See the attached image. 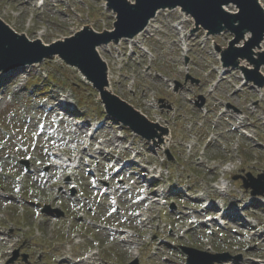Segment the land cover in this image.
<instances>
[{
    "label": "rangeland",
    "instance_id": "rangeland-1",
    "mask_svg": "<svg viewBox=\"0 0 264 264\" xmlns=\"http://www.w3.org/2000/svg\"><path fill=\"white\" fill-rule=\"evenodd\" d=\"M260 1L264 6V0ZM42 3L0 0V20L28 41L42 37L45 44L63 41L83 29L103 33L114 28L116 16L107 9L106 0ZM181 12L160 13L148 35L151 57L141 49L131 56L125 41L122 46L111 44L100 49L110 67V92L139 111L148 123L162 120L165 134L170 135L166 144L161 143L153 151L147 141L133 139L125 128L124 142L142 154L136 165L117 179H113L116 167L112 164L116 155L120 156L118 151L110 158L112 162L91 157H98L94 145L100 141L106 142L105 151L114 150L112 143L118 140L115 133L120 126L105 116L98 93L76 68L56 56L40 66L0 75V147L4 148L0 149V264H7L16 250L20 258L14 264H65V260L68 264H128L134 260L135 250L140 264H184L186 256L179 246L201 251L208 246L213 247L211 253L242 257L228 264H251V257L264 260V230L257 228L264 227V197L252 196L251 190L244 189L242 179L234 180L248 173L256 178L264 175V67L261 72L234 66L223 69V55L236 53V46L241 52L246 44L227 28L206 39L204 30L196 28L187 15L184 26L193 47L188 54L182 53L173 28L184 19ZM259 45L264 49V43ZM213 68L228 73L216 87L217 92L209 94L208 85L214 87L217 75L212 73ZM254 74L263 82L259 85L251 80L242 87V79L249 80ZM176 81L183 85L177 92ZM62 93L69 94V100L76 104V116H69L59 106L54 109ZM199 95L206 99L202 109L195 104ZM225 111L228 113L223 114ZM70 117L86 124L107 122L95 135L92 152H85L82 162L79 143L86 133H79ZM242 119L248 126L237 131ZM41 124L56 130L55 137L42 134ZM54 151L76 157L75 168L53 166ZM167 151L173 160L167 159ZM23 160L29 162L31 173L27 175L23 173ZM155 167L163 172L156 180V189L151 187L149 173ZM8 174L11 178L4 180ZM17 179L22 180L19 185ZM103 180L118 188L116 197L122 208L119 216L112 215L110 198L103 199L104 195L95 189L104 187ZM122 186L131 190L124 191ZM22 187L23 192L18 193ZM175 187L180 190L178 194ZM156 192L163 197L136 203ZM17 198L26 204L18 203ZM208 200L217 207L224 205L227 211L237 208L239 220L228 214L222 226L192 224L190 214L196 217L217 212L204 211ZM46 206L61 209L63 217L41 214ZM149 209L153 225L145 223L142 227L138 213L144 215ZM78 212L84 214L82 219ZM123 229L136 232L135 244L119 241ZM91 251L99 252L95 261L85 259ZM24 254L28 255V263L21 258Z\"/></svg>",
    "mask_w": 264,
    "mask_h": 264
},
{
    "label": "water",
    "instance_id": "water-1",
    "mask_svg": "<svg viewBox=\"0 0 264 264\" xmlns=\"http://www.w3.org/2000/svg\"><path fill=\"white\" fill-rule=\"evenodd\" d=\"M108 1L111 8L118 14L115 32L98 35L85 30L79 36L50 48H44L38 42L30 44L24 38H18L14 32L0 21V72L27 63L41 61L44 57L57 54L64 60L78 66L83 74L94 83L95 87L101 92L108 112L112 116L130 125L132 130L142 137L151 139L156 135L158 126L151 125L131 107L105 92L107 84L106 67L95 51L97 46L106 44L113 39L117 40L136 35L146 27L158 10L177 6H181L191 13L197 25H201L212 33L220 32L222 25L236 32L238 36L244 30L252 32L253 39L243 51L225 54L224 62L227 66H234L238 57L249 54L254 46L260 44L264 33V14L257 0H136L137 5L135 7L129 5L125 0ZM228 4H234L240 10L237 15V18L243 23L240 27L233 26L232 16L223 10V7ZM19 45L24 46L22 51L17 48ZM6 46H10V48L5 49ZM262 59L264 61V55ZM249 78L256 83L262 82L257 79L255 74L250 75ZM244 187L253 189L252 195H264V175L258 176L257 179L249 176V181L244 180ZM182 250L189 256L188 264L214 263L213 261L196 260L206 257L205 253L189 248H182ZM16 259L17 255L11 262ZM229 259L231 257L225 254L216 256L214 261L223 262Z\"/></svg>",
    "mask_w": 264,
    "mask_h": 264
},
{
    "label": "bare ground",
    "instance_id": "bare-ground-1",
    "mask_svg": "<svg viewBox=\"0 0 264 264\" xmlns=\"http://www.w3.org/2000/svg\"><path fill=\"white\" fill-rule=\"evenodd\" d=\"M125 1H127V3L129 4V5H131L132 7H135L136 6V1L135 0H125ZM259 1V3H260V6H261V8H262V10H263V13H264V6H263V4L261 3V1L260 0H258ZM232 8H234V10L232 11L231 9ZM176 9V8H175ZM162 11H174V9H169V8H164V9H162V10H159L158 12H157V14H156V17L153 19V20H151V22H150V24L147 26V28L144 30V31H142V32H140L136 37H140L142 34H144L145 32H147L148 30H149V27L151 26V23L155 20V19H157V17L160 15V13L162 12ZM224 11H226V12H228V13H230L231 14V16H232V24H233V26H235V27H240L243 23L240 21V19H238L237 18V15H238V10L235 8V6L233 5V4H228L227 6H225L224 7ZM184 14V13H183ZM185 20H183V22H184ZM183 22H181L182 24H183ZM176 30H178L177 28H175ZM146 34V33H145ZM252 33L250 32V31H248V30H245V31H242V32H240V37H243V39H242V41H241V44H246V46H245V48L247 47V45L251 42V40L253 39V37H252ZM133 38L134 37H132V38H130V40L129 41H131L132 42V45H133ZM40 41H42V43L45 45V46H47V44H45L44 42H43V38L41 37V39H40ZM117 43H121V41H119V42H117ZM261 43H264V33H263V36H262V41H261ZM102 47H106V45H103ZM102 47H97L96 48V52H97V54L101 57V59H102V61H103V63L104 64H106V67L108 68V72L107 73H110V67H109V65H108V63L102 58V56H101V52H100V49L102 48ZM8 48H10V46H6V48L5 49H8ZM18 49H21V51H22V48H24V46H18L17 47ZM238 49H240V47H238V46H236L235 48H234V50H237L238 51ZM233 51V50H232ZM263 54H264V49H263V47L261 46V45H257V46H254V48L251 50V52L249 53V54H244V56H246L245 58H239L238 60H237V62H236V65L234 66L235 67V69H239V70H241V69H250V70H254V69H259V72H261V70L260 69H263V67H264V62L261 60V57L263 56ZM4 72H1L0 73V75L1 74H3ZM227 74V73H226ZM261 74H262V72H261ZM80 75L82 76V78L83 79H85V80H87L86 79V77L80 72ZM264 77V76H263ZM109 84H111V78L109 77ZM253 87L254 88H256V86H254L253 85ZM107 89H109V86L107 87ZM242 126H244V122H241L240 123V127H242ZM86 127H84V128H82V133H83V130H85L86 131ZM160 132V135L161 136H157V139H159V141H161V142H159L157 139H153V143H154V145H157V146H159L160 145V143H162V144H166L167 142H168V140H170V135L168 134L167 136H165L164 135V132H161V131H159ZM80 133V132H79ZM83 135H84V133H83ZM95 136V134L93 135V137ZM160 137H161V139H160ZM82 145H84V144H82ZM82 145H80V143H79V146H82ZM89 147H91V144L90 143H88L87 144V148L86 149H84L85 151H87L88 150V148ZM98 149H100V148H98ZM83 150V151H84ZM97 155H98V157H91V160H97V159H99L100 157H103L104 158V160L105 161H110V158H111V156L110 155H106V154H103V150H100L99 152H97ZM55 158H56V162H58V163H55V165H60V166H62V167H64V168H67L66 167V165H67V163L65 162V161H63V159L62 158H60L59 156H54ZM84 160V158H83V156H81V158H80V162H82ZM70 162V161H69ZM131 165V164H130ZM132 165H134V164H132ZM131 165V166H132ZM68 169V168H67ZM126 169H128V167L127 166H125V168L124 169H122L121 170V172H124V171H126ZM142 202H144L143 200L140 202V203H142ZM237 216V214H235V213H233L232 214V217H236ZM148 220V219H147ZM237 220H239L238 219V217H237ZM132 237L131 236H127V242H129L130 241V239H131ZM133 244H135V243H133ZM137 245V244H136ZM135 257H138L137 255H138V253H137V251L135 250V252H134V254H133ZM92 260H95V259H92Z\"/></svg>",
    "mask_w": 264,
    "mask_h": 264
},
{
    "label": "snow or ice",
    "instance_id": "snow-or-ice-1",
    "mask_svg": "<svg viewBox=\"0 0 264 264\" xmlns=\"http://www.w3.org/2000/svg\"><path fill=\"white\" fill-rule=\"evenodd\" d=\"M241 39H243V37H241Z\"/></svg>",
    "mask_w": 264,
    "mask_h": 264
}]
</instances>
